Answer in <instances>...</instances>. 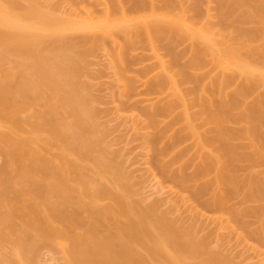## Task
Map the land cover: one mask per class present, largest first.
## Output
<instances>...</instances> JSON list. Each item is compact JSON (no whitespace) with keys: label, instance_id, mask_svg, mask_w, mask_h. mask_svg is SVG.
<instances>
[{"label":"bare ground","instance_id":"obj_1","mask_svg":"<svg viewBox=\"0 0 264 264\" xmlns=\"http://www.w3.org/2000/svg\"><path fill=\"white\" fill-rule=\"evenodd\" d=\"M183 1L159 0L161 7L156 11L153 0H129V11L111 4L97 21L92 20L94 23L91 20L77 23L50 17L35 5L22 9L19 0H0V126L11 129L9 134L0 133V142L8 147L6 158L19 165L16 174L25 183L17 189L11 182L0 181L1 229L13 228L14 233L21 232L24 236L34 234L51 241H68L71 246L68 254L75 264H193L198 259L197 264H228L207 250L205 239L198 240L193 234L179 230L166 217L154 218L152 207L139 210L133 206V209L124 199L125 192L124 195L114 192L124 175L111 165L110 156L96 137L93 115L79 86L81 61L72 54L73 49L93 44V39L96 44L98 40L92 36L88 40L90 36L87 38L83 32L85 36L80 35L75 42L70 32L105 33L120 29L124 44L127 42L126 49L143 40L150 49L156 43H164L170 65L178 67L177 81L174 76L146 81L150 93L168 86L177 92L173 102L146 113L151 127L157 129L158 118L169 117L177 107L181 110L178 117L147 138L156 157L169 155L185 140L181 130L173 131L175 121L182 122L184 131L196 138L195 146L200 152L209 151L198 154L200 162L193 166L191 174L182 172L191 166L188 163L169 178L181 186L195 183L192 198L210 212L228 211L230 201L238 196L244 203L255 204L256 207L245 209L240 215L232 213V218L238 222L241 216H253L260 222L258 234H264V171L258 172L264 167V0H189L195 15L191 19L186 16ZM204 1L216 6L218 32L214 30L216 27L210 29L199 23L202 17L198 23L194 21ZM230 33L236 36L233 42L231 38V42L228 40ZM183 42L189 43L188 61L179 65L182 58L174 50ZM207 64L219 72L210 80L214 94L211 91L205 101L199 96L201 111L190 116L184 97L176 90L179 85L190 84L192 94L197 93L203 78L198 73ZM161 66L164 67V62ZM145 69L146 77L152 69ZM234 83L236 88L227 95L225 90ZM253 93L256 97L252 103L243 106L241 101ZM28 102L47 107L46 141L40 138L43 131L34 125L29 138H16L23 132L18 117ZM237 109L239 115L233 114ZM197 117L203 120V126L213 127L205 135L197 134L191 125ZM163 140L166 143L157 147ZM40 142L46 146L55 143L60 153L43 158L36 148ZM176 152L170 162L186 151ZM86 160L95 178L85 175L86 168L81 162ZM160 173L169 171L160 168ZM106 175L114 191L101 184L100 179ZM210 175L212 178L205 180ZM71 183L80 189L86 201L78 203V209L69 214L66 207L75 194ZM120 187L123 189V183ZM8 190L13 193L11 199L6 195ZM207 194H213L210 202L203 200ZM25 197L29 200L25 201ZM102 198L111 200L114 206L101 207L98 203ZM44 209L50 215H42ZM82 214L87 215L86 220ZM16 220L20 226L15 224ZM56 220L61 229L54 226ZM111 226L116 233L110 231ZM75 229L82 233H75Z\"/></svg>","mask_w":264,"mask_h":264},{"label":"rangeland","instance_id":"obj_2","mask_svg":"<svg viewBox=\"0 0 264 264\" xmlns=\"http://www.w3.org/2000/svg\"><path fill=\"white\" fill-rule=\"evenodd\" d=\"M153 1L155 10L159 11L161 3L159 0ZM19 3L22 9L35 5L50 17L61 18L62 20L70 19L77 23L80 21L87 23L90 20L99 19L107 5L118 4L117 6L120 5L125 11H129L130 5L129 0H19ZM182 3L188 19L194 18L193 16L195 15L192 13L190 1L184 0ZM203 3L207 7L205 5L204 7L206 8L201 6L200 10L201 13L203 9L206 12L199 13V17H196L194 21L198 23L202 17L203 20L199 23L203 22L201 24H204L206 28L211 27L210 29L216 27L214 30L218 32L219 21H217L215 4L213 5L211 2L209 5L205 1ZM240 13L235 14L233 18L238 17ZM203 14L206 15L204 16ZM134 17H138V15H134ZM93 21L91 23H94ZM116 30L113 31L112 29L109 32L104 30L105 33L97 32V30L96 33L91 32L94 30H89V33L87 30L77 31V33L70 32L72 33L70 37L75 42H77L79 37L81 38L80 35L84 37L85 33L87 38L90 36L88 40H92V37H96L98 40H96L95 44L93 39V44L95 45L91 42V44L78 47V50L73 49L72 51L74 52L72 54L77 57L78 61L79 59L81 61L80 66L83 71L82 76L79 78V86L81 94L85 97L87 106L93 115L96 137L100 141L103 150L107 152V156H110L108 158L112 161L111 165L118 167L119 173L124 175L122 176L124 180L120 181L124 185L123 189L120 187L121 183L119 182V186L114 187L116 190L114 191L111 187L112 182H109V178H106L107 175L105 178L103 177L104 179H100L101 184L111 188L118 195H124L125 192L124 199L127 204H131L130 206L133 209L135 207V209L147 210L152 207L155 212L153 213L154 218L159 216L166 217L179 230L193 234L198 240L205 239L207 241V250L218 254L228 264H264V234H258L260 228L259 220L253 216H241L239 221L236 222L232 218V213L240 215L245 209L256 207L255 204L244 203L242 202V197L238 196L230 201L228 211L221 213L210 212L203 209L192 198L191 193L196 185L195 183L191 182L181 186L169 178L172 173L178 174L180 168L188 163L191 166L182 170V172L186 175L191 174L193 166L200 162L198 154H209V151L200 152L195 146L196 138H191L188 132L184 131L182 122L179 123L178 121L176 123L175 121L173 131L181 130L186 137L185 140L169 155L156 157L154 149L148 143L147 138L178 117L181 114V110L177 107L169 117L158 118L157 129L151 127L146 113L173 102L174 95L177 92H174L168 86L169 89L166 87L161 91L150 93L147 91L148 85L146 81L149 82L154 77L160 76H174L177 81L179 78L175 76H177L178 67L173 68L170 65L169 55L163 49L164 43H156L150 49V45L143 40L142 42H136L137 44L132 43L126 49L127 42L124 44L125 39L123 38L125 37L123 32L120 29ZM83 32L85 33L82 34ZM230 34L231 36L228 34L230 36L228 40L231 38L233 42L236 36L234 33ZM132 45L133 47H131ZM188 47V42H183L182 45L176 46L174 52L180 54L181 56L179 57L182 58L178 62L179 65H183L188 61ZM162 62H164V67L161 66ZM149 67L152 70L150 69V73L145 77L146 74L144 75L143 69ZM218 73V70L207 64L202 72L198 73L200 76L202 75L203 83L201 82V86L195 94H192L193 86L190 84L178 86L176 91L184 97V101L188 105V115H197L201 111L199 96L201 100L205 101L211 91L214 94L213 90L215 89L210 86V80L215 78ZM202 88L206 93H201L203 91ZM235 88L236 83L225 90L226 94L230 95ZM255 97L256 93L243 99L244 101H241L243 106L251 104ZM28 103L26 110L18 117L23 132L17 135L16 138H29L34 125L43 131L40 138L42 141H46L48 138L45 133L47 129L45 122L47 107L43 103ZM238 110L240 109H237L233 114L239 115L240 111ZM191 125L197 130V134L201 135H205L207 131L213 128L212 126H203V120L199 117L194 118ZM238 127L240 128V126L236 128ZM0 133L9 134L11 129L0 126ZM210 135L212 136V134ZM210 135L208 136L207 134V137H210ZM164 143H166V140L160 142L157 147H162ZM36 148L43 158H50L60 153L55 143H50L46 146L40 142L36 145ZM6 150H8V147L5 143L0 142V181L11 182L17 189L21 188L25 186V183L23 179L17 177L16 173L19 165L6 158ZM180 150H185L186 152L179 159L170 162L174 159L176 151ZM81 165L86 168L85 175L87 177L95 178L92 175L89 161H83ZM160 168H166L169 173L161 174ZM262 171H264V167L258 169V172ZM210 178H212L211 175L206 177L205 180ZM37 179L38 177H36V181ZM71 186L74 188L75 194H73L72 201L66 207L69 214L78 209V203L86 201L80 189L74 183H71ZM6 195L10 199L13 198L11 190H8ZM212 198L213 194H207L203 200L210 202ZM24 200L28 201L29 198L25 197ZM98 204L103 208L114 206L113 202L107 198L100 199ZM42 212L44 216L50 215L47 209ZM81 217L84 220L87 219V215L82 214ZM119 220L123 219L119 218ZM15 224L20 226L21 223L16 220ZM54 226L57 229L62 228V225L57 220L54 222ZM3 228H0V264H9V261H12V264H75L70 260L71 258L68 254L71 249L68 241L56 239L51 241V239L39 238L33 234L34 238L33 235L32 237H29L28 234L24 236L20 231L19 234L18 232L14 233L16 231L13 228ZM110 229L113 233L117 232L114 226H111ZM75 233L80 234L82 230L75 229ZM20 234L22 235L21 238ZM30 243H34L33 248ZM140 252L143 256L145 255L142 251ZM147 260L150 262L148 258ZM197 262H199V259L192 263L197 264Z\"/></svg>","mask_w":264,"mask_h":264}]
</instances>
